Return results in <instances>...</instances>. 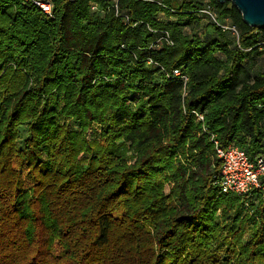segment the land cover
Masks as SVG:
<instances>
[{
  "label": "trees",
  "instance_id": "16d2710c",
  "mask_svg": "<svg viewBox=\"0 0 264 264\" xmlns=\"http://www.w3.org/2000/svg\"><path fill=\"white\" fill-rule=\"evenodd\" d=\"M49 1L0 0V264H264V190L221 193L211 140L264 157V27L231 0Z\"/></svg>",
  "mask_w": 264,
  "mask_h": 264
},
{
  "label": "built area",
  "instance_id": "2783aa9c",
  "mask_svg": "<svg viewBox=\"0 0 264 264\" xmlns=\"http://www.w3.org/2000/svg\"><path fill=\"white\" fill-rule=\"evenodd\" d=\"M30 1L39 6L45 13L52 16L53 7L49 0ZM93 7L96 8V5H93ZM202 11L209 14L214 21L218 22L210 6H207ZM220 25L224 30H231L236 35L237 40H239V32L234 25ZM166 40L169 44H173V40L169 36L166 37ZM173 75L180 77L185 82L188 81V76L182 69H175ZM194 113L198 120H204V116L201 113L196 111ZM203 130L206 131L207 128L203 126ZM211 140L214 143L216 156L221 161L217 181L221 193L243 194L254 188H262L264 190V186L262 187L261 185V176L264 174V157L252 158L246 150L233 143L223 146L214 135L211 136Z\"/></svg>",
  "mask_w": 264,
  "mask_h": 264
},
{
  "label": "water",
  "instance_id": "95a60500",
  "mask_svg": "<svg viewBox=\"0 0 264 264\" xmlns=\"http://www.w3.org/2000/svg\"><path fill=\"white\" fill-rule=\"evenodd\" d=\"M224 2L226 0H218ZM242 13L244 21L252 27H264V0H231Z\"/></svg>",
  "mask_w": 264,
  "mask_h": 264
},
{
  "label": "rangeland",
  "instance_id": "374dc122",
  "mask_svg": "<svg viewBox=\"0 0 264 264\" xmlns=\"http://www.w3.org/2000/svg\"><path fill=\"white\" fill-rule=\"evenodd\" d=\"M160 19H162V20H166L167 19V17L166 16H164V15H161L160 16ZM22 79L21 78H17V77H15V78H13L12 79V84L14 85V86H19V85H21L22 84ZM60 112V111H59ZM113 114V112H110L109 113V117H110V115H112ZM111 118H109V120H110ZM103 125H100V124H94L93 125V128H92V130H91V132H90V138H92L93 137V135H97L98 137H99V135H100V133H101V130L103 129ZM27 125L26 124H24V125H22L21 126V128H20V138H19V144L20 145H22L23 146V143H24V140L26 139V137H27V132H28V130H27ZM167 191H168V188H167ZM221 213V212H220ZM250 233H251V229H250V227L248 228V232H247V234L245 235V240L246 239H248L249 237H250Z\"/></svg>",
  "mask_w": 264,
  "mask_h": 264
}]
</instances>
